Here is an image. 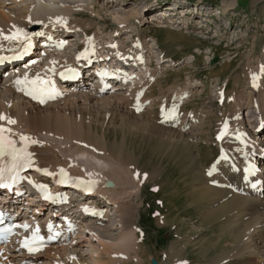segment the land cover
Wrapping results in <instances>:
<instances>
[{"label": "rangeland", "instance_id": "rangeland-1", "mask_svg": "<svg viewBox=\"0 0 264 264\" xmlns=\"http://www.w3.org/2000/svg\"><path fill=\"white\" fill-rule=\"evenodd\" d=\"M36 1L56 7L65 2L67 4V1L76 4L79 11L69 18L70 23L77 22L86 32L84 34L77 30L70 36H64L66 32L62 31L61 36L58 32L59 36L55 37L54 31L53 37L57 41H63L65 47L59 51L55 49L56 46L43 48L41 53L37 52L39 54L27 58V62L34 64L38 75L51 72L49 68L53 64L59 66L71 63L74 49H83L88 39V42L91 39L94 43L95 39L101 49L107 40H112L117 42L122 51L133 53L137 50L135 54L127 55L141 56L148 66L147 72L141 70L144 72L141 77L135 71L126 70L129 76L123 81L127 83L123 85L125 88L120 87V83L114 87V91H107L106 94L90 96V87L85 84L87 87L82 91L87 94L80 98L74 99L72 93L56 95L57 98L44 103V107L50 105L51 117L45 114V119H36L46 120L53 130L57 127L64 128V125H67L65 119L72 123L73 132L77 130L74 133H78L76 137L81 140L75 139L71 142L76 145L79 141L76 145L79 148L71 145L72 148L75 147L72 150H92L90 154L101 153L102 159L107 158L105 161L110 162V165H115V158L122 150L123 156L132 157L135 161L137 170L133 175V185H130L135 189L131 190L132 196L124 200H128L126 203L133 214L130 229L135 228L136 244L139 248L125 253L130 255L129 257L125 256L124 252L115 253L119 257L114 255L112 259L106 258L105 255L102 257L112 264H168L172 263L168 250L175 244L179 259L177 258L174 264H213V259L234 247L232 235L242 226L237 221L230 231L222 230L224 217L221 218L223 221L201 225L200 221L210 207L208 201L214 203L217 200L211 199L212 196L195 199L194 191L196 190L195 195H198V191L212 181L209 168L218 158L215 135L230 117L232 109L236 108L233 103L234 95L246 94L243 87L251 85L248 81L250 69H255L259 61L264 59V0H180V4L169 6L172 9L179 8L178 14L183 11L181 15H186L181 17L183 23L176 26L171 22L170 25H160L161 27H156V24L154 26L144 17L158 9L155 5L157 0H6V4L0 0V7L3 6L5 10H18ZM202 3L203 5H200ZM204 4L206 12H211L213 17L219 12L216 8L228 4H231L229 8L236 11L229 12L222 20H209L204 23L206 27L201 29L197 28L198 21L194 20L193 16L196 14L187 12L188 15L185 11L196 13L194 8L204 7ZM126 13L133 14L126 21L125 25L128 26L123 28L113 17L115 14L126 16ZM234 14L236 16H232ZM31 29L30 25H25L16 33L26 34ZM5 43L6 40L0 43V49L13 48L5 46ZM67 43L70 45L67 46ZM140 52L148 58L139 54ZM105 57H108V54ZM123 58L128 56L125 54ZM7 71H11L7 74L12 73L14 76L8 80L7 74L0 73V95L12 97L13 92L6 90V84L22 81L26 70L19 67L18 72ZM189 83H192L195 89L184 98L182 90ZM32 88L33 86L29 87L28 91H32ZM221 94H224L223 100L219 99ZM46 95L48 96V93ZM179 96L183 97L181 103ZM49 99L46 97L45 101ZM39 102L41 104V97ZM249 113L251 111H243L244 120ZM57 114L61 119L58 120ZM190 115L197 118L198 121L195 122L198 125L188 121ZM250 121H254V118ZM250 125L247 129L251 128ZM54 138L50 136L51 140ZM79 144L86 149H81ZM100 148L103 149L102 152L98 150ZM50 149L54 150V147L49 145L46 151L49 154ZM52 154L54 152H51ZM107 168L105 169L108 170ZM128 171L132 175L131 170ZM104 199L107 204H99V210L106 214V220L87 217L77 224L75 232L81 233L77 237V244L70 246L71 248L68 246L70 242L64 245L67 250L69 248L68 251L74 254L75 251L78 252L77 256L87 261V264H94L92 260L100 256L98 253L97 256L91 253V249L100 251L99 238L106 242H119L118 239L125 231L120 225V212L116 210V204L108 196ZM171 210V220L163 221V225L158 224L157 219ZM243 230L237 240L246 236L244 241L250 242L251 250H247L245 255L237 260H230L226 255L227 258L221 264H264L263 258L252 259L256 247L262 245L261 238L251 236L256 231L253 227ZM67 250L61 252L60 259H66L69 263ZM11 255L10 253L9 256L12 257ZM38 261V264H50L52 258L45 255L37 258Z\"/></svg>", "mask_w": 264, "mask_h": 264}, {"label": "bare ground", "instance_id": "bare-ground-1", "mask_svg": "<svg viewBox=\"0 0 264 264\" xmlns=\"http://www.w3.org/2000/svg\"><path fill=\"white\" fill-rule=\"evenodd\" d=\"M5 2L6 0H2V3ZM29 4L30 5L28 7L18 10H11V9L5 10L2 8L3 6L0 7V43L6 40L5 38H1L2 34L5 36L12 35L18 32L17 30L19 28L24 27L25 25H30L32 29L26 34H21L22 37L17 41H15L20 43H24L26 41L25 42L26 44L22 49L23 52H26L29 46H31L30 44L31 40L35 42L39 41L37 45L42 46L47 44V39H50V37H52V39L54 40L55 43L54 46H56L55 49H57L58 51L60 50V48L63 49L65 47V43L63 41L61 42L54 39L53 37L54 31L56 33L54 34V36H58L59 35L58 32L60 33L62 31L66 32V35L64 36H70L69 34L74 33L77 30L78 31L80 30L81 32L86 34V32L79 26L77 22L74 24L70 23L69 18H72L75 12L79 11V6H75L76 4L74 5L71 3L75 7L72 6L68 1L67 4L65 2L60 5H57V7L49 3L47 5L46 3L45 4L37 3V1L34 4L33 2L32 4L31 3ZM231 4L225 5L222 8L221 7L216 8V10L219 9V12L215 13L216 18L218 20H222L223 17L226 16L229 12L236 11V10L233 11L232 8H229ZM169 5L172 4L169 3L162 4L158 6L157 10L155 11L153 10L149 14H146L144 16L146 18V21L148 20L160 21L161 14L164 13V16L173 17L172 19L173 24H175L176 22L180 23L179 17L176 18L180 9L179 8L172 9L170 8ZM200 5H203V3ZM205 6L206 4H204V7L203 6L195 7L194 10L196 12L200 10L203 12L205 11ZM208 8L210 7L208 6ZM180 13H183V11ZM132 14L126 13L125 14L126 16H123L122 14H115L113 18H115L114 20H117V22L121 24L120 27L124 28L128 26L125 24L126 21L129 20L128 18L130 17V15ZM208 16H212V15H208ZM232 16H236V15L234 14ZM193 17L196 18V19L194 18V20H198L199 18H205L202 16L200 17L193 16ZM204 23L205 22H200V25L197 28L204 29L206 27V24ZM45 33H49L50 36H45L44 35ZM38 35L41 36L40 39L37 38ZM27 41H29L30 43H28ZM93 41H95L96 43L95 39ZM87 42L83 50H89V49L99 50L96 48V45L93 44L94 42L91 43L92 42L91 39L89 43ZM66 45L69 46L70 44L68 45L67 43ZM35 48L36 47H34V50L28 54V57L31 54L33 55L39 54L42 52L41 50H43V48H39V49H35ZM11 49L8 48L0 49V57L4 53V51L7 52ZM17 52L19 51H16V53ZM13 53L15 54V52ZM127 56L129 58L131 55H127ZM51 57L53 56L51 55ZM138 61L140 62L138 63V66H142L140 70L147 72L148 66L145 65L144 58H142L141 56L139 57L135 56L131 60L132 64H135ZM263 63H264V59H261L258 65L255 67V69H250L248 75V81L252 85V87L250 85H246L247 87L245 86L243 87V91L246 92V94L234 95L233 103L235 104L236 108H233L232 111L230 112L229 114L230 117L225 121V126H222V128L219 129V131L222 129L228 130V133L225 136V140L222 144L227 150L226 158L218 157L216 160L212 162L209 168L210 173L212 174V179H211L212 181L207 183L204 189H200L198 191L199 196L195 195L197 191L196 190L194 191L195 199L200 200L205 197L208 198L212 196L211 199L217 200V202L214 201V203H212L213 201L211 200L208 201L210 207L208 208L203 218L201 219L200 221L201 225L204 224L206 226L207 224H211V223L213 224V222H216L217 220L218 221L222 220L223 219L222 217H224L225 220L224 221L222 220L223 224L221 226L222 230L230 231V228H232L237 221H239L240 225L242 226L241 227L242 229L241 228L240 230L238 229L237 232H235L232 235L235 242L234 247L230 249L229 252H223L221 253V255L213 259L215 260L213 264H221V262L224 261V259L227 258V256L230 260L231 259L237 260L239 259V257L245 255V252H247V250H251L252 247L250 246V242L244 241L245 238H247L246 236L241 240H237V238L240 237V233L243 229H248L252 227L256 231H254V233H252L251 236H257L258 238H261V242H262V245L257 246L256 249L254 250L256 251V253H254L252 259L254 258L264 259V167H262L264 166V148H263L264 138L260 140L262 141L261 144H259L258 141L255 140V136L256 137L259 136V134L256 133L259 132V128L264 124ZM33 65H34L33 63H29L26 61L22 65H16L8 69V70H13L14 72H18V68L23 67V69L26 70V73L24 77L21 79L22 80L21 84L11 83V82L10 83L8 82L6 84L5 86L6 90H11L13 92L12 97L4 94L0 95V116L4 117L3 119H0V127L10 130L9 132L4 133V135L15 141V146L17 147V149H22L25 147V145H27L26 151L28 153H31V158H30L31 166H29L30 171L34 173H41V172L51 173L61 167H64L65 169H67L69 174L78 178L80 181L92 179V178H95L99 181L97 191L88 194L85 198V201H87V205L84 204L86 213H84L81 208L79 209V211H76L74 209L65 210L64 207H57V209L53 210L54 212L51 215H56L59 213L64 214L72 219L75 227H77V224L81 223V221H83L84 219L90 216L96 217L97 219L100 220H106L107 218L106 214H104L102 210H99V204L101 203L107 204L104 197L106 196L110 197L113 200V202L116 204L115 205L116 210L120 212L119 213L120 225L123 226L125 231L123 230L124 233L120 236V239H118L119 242L115 240L114 242L111 243V240L110 241L107 240L106 242L102 238H99L98 239L100 241L99 246L101 248L100 251L98 252L96 250L91 249V253L92 255L95 256H97L98 253V256L99 255L100 256L97 259L94 260L91 259V260L94 262V264H110V263L112 264L111 261L108 262L107 259L105 260L102 257V255H105L106 258L110 257L112 259L114 255H117L115 253L120 252L119 254H122L124 252V255L128 256L125 253H127L129 250H132L133 248H136L138 250L139 248V247L137 248L138 245L136 244L137 237L134 233L135 228L130 229L133 222V216H132L133 214L131 212L130 207L126 203L128 200H124L126 198L131 197L132 196L131 190L135 189V187L131 188L130 186L131 184L133 185L132 183L133 175L137 170L135 168L136 165L134 164L135 161L132 157L129 156L126 157L127 155L123 156V154L121 153L122 150L121 152L118 153L117 155L118 158L117 157L115 158L116 159L115 165L112 164L110 165L109 164L110 162H106L105 160H107V158L103 160L102 159L103 156L100 155L101 153L90 154L93 151L92 150L91 152L86 151L85 150L86 148L84 149L83 145L82 147L85 151H77V149L72 150L76 147L78 142L81 141L79 140L80 139L79 137H76V134L78 135V133H74L77 130L73 132L72 129L73 125H71L72 123L70 124L67 119H65L67 123V125H64L65 129L64 128L60 129L58 127L57 129L55 128L56 130L51 129L50 125L47 124L46 120H43L46 118L45 114H47L46 116L49 117H51L52 115L50 105L44 107V104H40L39 102L40 97L43 95H41L39 92H35L34 95H36L37 98H33V95L28 94L29 92L28 88L33 86L31 84V81H33L34 78L35 80H37V78H39V80H42L45 77L49 76L50 74L54 73V71L58 72L59 70L64 69V67H67V65L73 66L74 63L71 62L59 66H55L53 64L50 68L52 70L51 72L48 71L41 75L37 74ZM121 73L123 79L122 81L127 80L129 76L127 71L125 72L123 71ZM13 76L14 75H12V73L9 74L8 80H10V78ZM148 77H149V72H148ZM85 84L82 85L78 84L76 86L73 85L70 88L64 87L62 88V90L60 89L61 87H59L58 89L47 88L45 89V93L46 94L51 93L52 96L63 93H72L74 99H77L80 98L82 95L87 94V93H83L82 91V89H85L87 87ZM88 89L90 90L88 93V95L90 96H95L100 94L99 89L95 86H90V88ZM194 89L195 87L192 83L185 85L182 90V93L184 94V98L188 97ZM33 90H34V86L32 88V91ZM43 97L46 98L47 95ZM178 99L180 100V103L183 101L182 96H179ZM245 110L246 112L251 111V113H249L250 115L246 114L247 117L244 120L243 111ZM41 117L43 118L41 119L42 121L38 120L39 121L38 122L36 119H40ZM57 117L59 120L60 117L58 116V114ZM252 117L254 118V121L251 122L250 119ZM10 121H15V123H11ZM188 121H191L192 124L195 121L197 122L198 120L194 115H190ZM196 122L195 124L198 125V123ZM255 122H257V125H255ZM249 124H251L250 125L251 128L246 129L247 127H249ZM50 136L55 137L54 140H51ZM21 137H27L28 139L22 140ZM75 139L79 140L77 141V144L75 143L76 145L72 144L73 143L72 141ZM33 141H35V143H33ZM88 142L89 141H87V143ZM49 145L54 147V150L50 149L52 153L54 152V154L52 155L51 152L50 154L46 152L47 149L49 148ZM71 145L75 147L72 148L73 146L71 147ZM216 145L218 144L216 143ZM78 146H80V144ZM104 146L106 147L105 143ZM98 150L102 152L103 149L101 150L100 148ZM108 153L110 154V152ZM113 157L115 156L113 155ZM259 161L260 162L262 161L261 165L259 164ZM249 164H253L254 167L256 168L258 174L256 177L244 173V169ZM106 167H108L107 168L108 170L105 169ZM88 169H90V171H88ZM128 170H131L132 175L129 174ZM87 171L90 174L92 173L93 175L88 176ZM107 180H111L113 182L112 187H108L106 185ZM254 184H257L258 188L254 189L253 188ZM32 195L33 194H29V197H32ZM30 200L36 201L33 198H28V201ZM98 200L100 201L97 203L96 201ZM220 200L221 202H218ZM28 204L33 205V203H28ZM205 206H207V204H205ZM172 216H173V212L171 210L170 212H167L164 216L160 218L157 217L158 218L157 223L162 224V222L165 220L170 221L171 220L170 218ZM74 234L75 236H72V238L70 239V244L67 243L69 244L68 245L69 248L77 244L76 243L78 240L77 237H79L81 233L76 231ZM55 245L50 246L44 252L43 255L40 254L36 257H31V258L27 257V258H29V261L32 262H37V258L45 255L47 256L49 255L52 258V261L55 259H60L61 252L66 251L67 247L60 245L55 246ZM9 247L13 248V252L11 253L13 254L14 251H16V246L11 244L9 245ZM2 249H4V247ZM7 250L8 247L6 248L5 251ZM68 253H69V262H74L75 264H87V261H85L84 259L81 260V258L75 255L73 252L68 251ZM178 255L179 252H177L175 244H172V246H170L168 250V257L172 263H168V264H174V261L178 258ZM11 256L15 258L16 256H19V254L11 255ZM117 257L119 256L117 255Z\"/></svg>", "mask_w": 264, "mask_h": 264}, {"label": "snow or ice", "instance_id": "snow-or-ice-1", "mask_svg": "<svg viewBox=\"0 0 264 264\" xmlns=\"http://www.w3.org/2000/svg\"><path fill=\"white\" fill-rule=\"evenodd\" d=\"M5 39H10L14 37H4ZM14 59H18L19 57H13ZM3 59H7V57H0V61ZM17 84H21L22 81L17 80ZM44 81L39 80H33L31 81V84L34 86V91L39 92L41 95L45 94V88H44ZM34 91H29V95H33V98H37L36 95H34ZM41 102H44L41 100ZM4 117L0 116V119H3ZM11 123H15V121H10ZM10 130L5 129L3 127H0V158L4 156H10L13 161V167L16 165H23L27 164V166H31L30 161L27 159L31 156V153H28L26 151L27 145H25L22 149H17L15 146V141L8 138L4 135V133L9 132ZM22 140H27V137H21ZM35 143V141H33ZM211 174V173H209ZM4 178L3 169H0V181H2ZM0 186L7 187V185L0 184Z\"/></svg>", "mask_w": 264, "mask_h": 264}, {"label": "water", "instance_id": "water-1", "mask_svg": "<svg viewBox=\"0 0 264 264\" xmlns=\"http://www.w3.org/2000/svg\"><path fill=\"white\" fill-rule=\"evenodd\" d=\"M107 185H108V186H112L113 184H112L111 181H108V182H107Z\"/></svg>", "mask_w": 264, "mask_h": 264}]
</instances>
